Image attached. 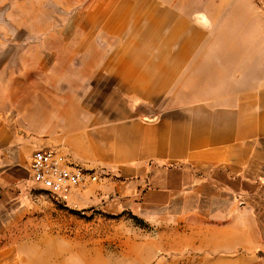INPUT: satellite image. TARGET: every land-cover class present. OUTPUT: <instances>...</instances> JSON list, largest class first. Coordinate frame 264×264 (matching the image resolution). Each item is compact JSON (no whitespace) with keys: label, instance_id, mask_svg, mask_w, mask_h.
I'll list each match as a JSON object with an SVG mask.
<instances>
[{"label":"crops","instance_id":"0c3cea01","mask_svg":"<svg viewBox=\"0 0 264 264\" xmlns=\"http://www.w3.org/2000/svg\"><path fill=\"white\" fill-rule=\"evenodd\" d=\"M57 1L58 89L34 137L0 134V264H109L44 233L29 166L51 148L97 176L65 208L150 225L115 264H264V0Z\"/></svg>","mask_w":264,"mask_h":264},{"label":"rangeland","instance_id":"374dc122","mask_svg":"<svg viewBox=\"0 0 264 264\" xmlns=\"http://www.w3.org/2000/svg\"><path fill=\"white\" fill-rule=\"evenodd\" d=\"M59 6L57 0H0V134L11 131L34 137L36 101L58 89L59 76L52 68L58 66L59 53L70 50L73 28L68 19L75 13ZM30 194L38 198L33 209L50 216L41 222L44 233H51L50 224L58 221L59 236L73 238L77 249L82 248L79 244H90L93 257L102 251L109 264H115L123 243L148 238L150 225L130 213L112 216L93 209L70 210L43 191ZM61 211L74 216L68 230L62 225L67 219L58 215Z\"/></svg>","mask_w":264,"mask_h":264},{"label":"built area","instance_id":"2783aa9c","mask_svg":"<svg viewBox=\"0 0 264 264\" xmlns=\"http://www.w3.org/2000/svg\"><path fill=\"white\" fill-rule=\"evenodd\" d=\"M29 170L32 190L45 192L63 206L73 190L97 181V176L61 149L37 150L30 159Z\"/></svg>","mask_w":264,"mask_h":264}]
</instances>
